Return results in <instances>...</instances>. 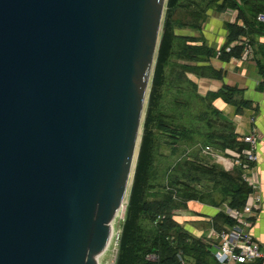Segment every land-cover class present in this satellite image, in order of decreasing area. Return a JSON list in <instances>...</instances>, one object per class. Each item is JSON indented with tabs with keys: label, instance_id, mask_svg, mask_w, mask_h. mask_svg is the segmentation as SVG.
<instances>
[{
	"label": "water",
	"instance_id": "95a60500",
	"mask_svg": "<svg viewBox=\"0 0 264 264\" xmlns=\"http://www.w3.org/2000/svg\"><path fill=\"white\" fill-rule=\"evenodd\" d=\"M166 2L0 0V264L106 253Z\"/></svg>",
	"mask_w": 264,
	"mask_h": 264
},
{
	"label": "trees",
	"instance_id": "16d2710c",
	"mask_svg": "<svg viewBox=\"0 0 264 264\" xmlns=\"http://www.w3.org/2000/svg\"><path fill=\"white\" fill-rule=\"evenodd\" d=\"M236 2V0H191L188 5L184 0H168L167 2V17L155 66L143 142L126 219L120 235L119 252L115 264H219L214 254L215 246L220 243V239L213 237L206 239L205 237L206 241L202 240V237H197L190 231H186L182 224L173 218L171 212L185 209L193 201L210 203L218 207L226 204L232 210L242 211L246 206L249 195L253 192V189L243 178L244 170L242 164L246 162L243 151L248 147L247 143L238 138L232 126L220 121V113L214 106V101L219 97L237 105L233 98L240 92L227 87L217 93L218 95H209L206 98L200 96L198 87L190 80L189 75L193 73L204 74L205 67L199 65L204 63L205 58H210L212 55L218 54V52L210 50L205 44L198 46L197 43L200 41L189 36H181L182 39L188 41L187 45H182L183 47L180 48L182 50L178 52L176 40L179 36L176 34V27L173 25V13L175 11L189 14L192 18L199 14L197 18H193L192 26H196L197 30H201L203 27L201 16L204 13H206L203 15L206 20L210 10L215 9L219 13L228 9L236 10L238 7ZM190 8H193V10ZM257 10L253 8L255 13H257ZM245 25L247 26V24ZM238 27V24L233 27L230 43L240 39L241 30ZM244 50L245 45L243 44L233 48L229 53L226 52V47L222 48L220 53L222 58L226 56L225 59H232L242 57ZM192 52L193 54H190ZM173 59L184 62L193 61L196 64V66L181 65L180 76L179 78L176 77L174 84L180 82V84L182 83L185 86L184 88H178V94L182 97L189 92L188 89L190 88L195 92L194 95L197 101L203 100L205 104L203 106L204 114H201L202 116L199 115L197 120L201 118L211 130L214 127L215 130L207 136V141L209 142L203 147L205 149L209 147L223 156H228L226 154L227 149L235 151L241 154V165L236 166L233 171H227L219 165L211 164L206 156L205 158L202 157V159H205L204 162L201 157L190 161V157L187 156V160H181L178 171L174 172L176 165L171 169L168 168L167 172L163 171L165 172L164 177L166 176V184L165 192L161 198L157 192H151L153 189L151 174L153 170H156L155 148L157 143L155 131L157 127L163 125L160 120L164 117V112L160 111V107L164 98L163 89L167 86L166 72ZM180 99L178 98L175 102L178 105L186 106V101ZM165 128L170 131L171 137L175 138L176 141H181L182 136L188 137L189 134V130L184 125L170 123ZM196 128L197 126L193 129ZM199 152L200 149L196 147L193 153L191 152L190 154H194V157H196ZM186 154L189 155V150ZM200 173L209 182L208 185H204L205 192L199 187L201 184L198 182L201 179L199 177ZM185 174L193 176L194 185L192 182L182 179L181 176ZM154 199L157 202H150ZM162 216H164V220L157 222V219ZM236 224L235 219L231 218L225 211H222L213 219L211 226L220 235L227 231L228 228L236 226ZM206 242L212 244L209 245ZM258 260L253 264H257Z\"/></svg>",
	"mask_w": 264,
	"mask_h": 264
},
{
	"label": "crops",
	"instance_id": "0c3cea01",
	"mask_svg": "<svg viewBox=\"0 0 264 264\" xmlns=\"http://www.w3.org/2000/svg\"><path fill=\"white\" fill-rule=\"evenodd\" d=\"M236 1L238 6L236 10L228 9L221 13L210 10L202 29L189 34V37L200 41L197 43L198 46L205 42L210 50L218 52L210 58H205L204 63L199 65L205 67L204 74L193 73L189 78L196 84L198 93L204 98L218 95L217 93L227 87L240 92L233 98L237 105L219 97L214 101V106L220 113V121L232 126L240 140L250 134H255L258 138L256 178L262 206L252 221L249 233L262 254L257 264H264V23L258 21L259 15L264 14V0ZM253 8L258 9L257 13L253 12ZM235 24L239 25L241 36L238 41L230 43ZM243 44L251 48L249 58H245L243 54L240 58L221 57L222 48L226 47V52L229 53L233 48ZM247 146L249 148L248 144ZM225 158L228 161L233 160L230 155ZM225 158L221 159L226 160ZM226 207H228L226 204L218 207L210 203L191 202L188 208L193 214L179 223L188 222L192 234L207 238L213 232L211 226L213 219L225 211Z\"/></svg>",
	"mask_w": 264,
	"mask_h": 264
},
{
	"label": "rangeland",
	"instance_id": "374dc122",
	"mask_svg": "<svg viewBox=\"0 0 264 264\" xmlns=\"http://www.w3.org/2000/svg\"><path fill=\"white\" fill-rule=\"evenodd\" d=\"M167 2H168V0H167ZM167 2L165 5V10H164L163 19H162L160 38H159V43H158V50L156 53L152 77H151V81H150V85H149V89H148V93H147V97H146V104L144 107L142 126H141L140 135H139L138 146H137V157L135 160L132 177L130 179V186H129L128 195L126 198L125 209H124V211H121L120 214L114 220L115 236H114L113 243L110 247V250L108 252H106L100 258L99 264H115L116 260H117V255L119 252L120 235L122 232V227H123L124 221L126 219L127 208H128L129 199L131 196V191L133 188L134 178H135L138 160H139L140 151H141V146H142V142H143L144 126H145V121L147 118V112L149 110V101H150V97H151V93H152V82H153V77H154V72H155V66L157 63L158 51H159V47H160V43H161L163 31H164V24H165V20L167 17V10H168L167 9ZM184 2L188 5L191 3V0H184ZM190 9L193 10V8H190ZM213 11L216 12L215 9ZM173 14H174L173 15L174 16L173 25L176 27V34L179 36L176 40L177 41L176 42V47H177L176 49H178L177 51L180 52L179 50H182V49H180L183 47L182 45H187V41H188L186 39H182L181 36L186 37V36H189V34L200 31V30L196 29V26H192L194 19L197 18L199 14H197L196 17L193 16L194 19L191 16H189V14L181 13L180 11H179V13H178V11L177 12L175 11ZM205 14L206 13H204L203 15H205ZM203 15L201 16L202 17L201 21L203 22L202 24L204 26L205 25V23H204L205 18ZM205 22H206V20H205ZM201 43L205 44V42L204 43L201 42ZM190 54H193V52ZM194 64H195V62H193V61L192 62H187V61L184 62V61H181L178 59H173V61L167 67V72H166L167 73L166 74L167 86L164 87V89H163L164 98L162 99V105L160 107V111L164 112V117L161 118V120H160V122H162L163 125L161 127H157V129L155 131L156 143H157V146L155 148V168H156V170L155 171L153 170V172L151 174V177H152L151 185H153L152 186L153 189L151 190V192H157V194H159L161 196V198H162V194L165 192V184H166V182H165L166 176L164 177L165 172H163V171L167 172L168 168L171 169L175 165H176V168H175L174 172L178 171L179 170L178 167H179L182 159L187 160L188 157H190V161H192V160H194V158H196L195 160H197L200 157L202 159V157L205 158V156H206L211 164L219 165L220 167H223L227 171H233V169L236 167V166H234L232 168L227 167L228 164H230L229 162H232V161H230V160L228 161L227 158H225L226 156L224 157L226 160L219 159L218 157L219 156L221 157L223 155L214 151L213 149H212V151H206L205 147H203V146H205V144H207L209 142V141H207V136L210 133H213V130H215V127L211 130L210 127L206 124V122L204 120H202L201 118H200V120H197L198 116L201 114H204V111H205L204 107H203L205 105L203 100L197 101L196 96L194 95L195 92L193 91V89H190V88L188 89L189 92H187L186 95H183V97L178 94L179 93L178 88H184L185 87V86H183L182 83L180 84V82L174 84L176 77L179 78V76H180L181 65H194ZM178 95H179V97H178ZM178 98H181L180 100H185L187 105L186 106L178 105L175 102ZM170 123L180 124L182 126L184 125L186 127V129L189 130L188 137L182 136L181 141L180 140L176 141L175 138L171 137L170 131L166 130V128H165V126H167ZM219 123H220V121H219ZM195 126H197V128L193 129ZM216 129H218V128H216ZM191 130H192V137H191ZM196 147H198L200 149V152L197 154L196 157H194V154L192 155L190 153L191 152L193 153V151ZM188 150H189V155L186 154V152ZM227 151L235 152V151H232L230 149H227L226 152ZM235 153H237V152H235ZM202 160L204 162L205 159H202ZM233 164L235 165L234 162H233ZM227 168H229V170ZM186 174L181 176L182 179L187 180L189 182H192V184L194 185L193 176L192 175L187 176ZM197 177H198V175H197ZM199 177L201 178L200 180H198V182L201 183L199 185V187L201 188V190L203 192H205V186L204 185H208L209 182L206 181V178L204 179L203 174L199 175ZM150 202L155 203L157 201H155V199H154V200H151ZM196 202H199L202 204L205 203V202H200V201H196ZM192 214L193 213L188 208V206L185 209H181V210L171 212V215L173 216V218L177 222L184 220L185 217L190 218ZM163 218H164V216L159 217L157 219V222L164 220ZM187 223L188 222L182 224V226L186 231H190L189 225ZM207 238H209V236ZM203 239H204V241H206L204 236H202V240ZM206 243L209 245L212 244V243H208V242H206Z\"/></svg>",
	"mask_w": 264,
	"mask_h": 264
},
{
	"label": "built area",
	"instance_id": "2783aa9c",
	"mask_svg": "<svg viewBox=\"0 0 264 264\" xmlns=\"http://www.w3.org/2000/svg\"><path fill=\"white\" fill-rule=\"evenodd\" d=\"M258 21L264 23V14L259 15ZM243 55L245 58L251 56L250 46H245ZM243 141L249 145V148L243 151L246 157V162L242 164L244 170L243 178L253 189V192L249 196L246 206L242 211L232 210L229 207L225 208V213L236 220V226L227 229V231H224L220 235L213 230L212 235L209 236L210 238L220 239V243L215 246L214 254L219 264H253L262 257L258 244L252 239L249 233L252 221L262 206V198L259 194V183L256 178V163L258 161L256 149L258 138L255 134H250ZM206 151H212V149L208 147ZM226 154L233 158L227 167L232 168L241 165V154L230 151H227ZM224 157L219 156L218 158L221 159ZM229 168L227 169L229 170Z\"/></svg>",
	"mask_w": 264,
	"mask_h": 264
},
{
	"label": "bare ground",
	"instance_id": "6f19581e",
	"mask_svg": "<svg viewBox=\"0 0 264 264\" xmlns=\"http://www.w3.org/2000/svg\"><path fill=\"white\" fill-rule=\"evenodd\" d=\"M134 164H135V162H134ZM133 169H134V166H133ZM132 173H133V170H132ZM131 177H132V175H131ZM125 205H126V201L124 202V204L120 207V209H119L118 212L116 213V215H115V217H114V220H115L116 217L120 214L121 211H124V209H125ZM114 236H115V229L113 228L112 238H111V240H110V242H109V244H108V249H107L106 252H108V251L110 250V247H111V245H112V243H113V240H114ZM99 260H100V259H99Z\"/></svg>",
	"mask_w": 264,
	"mask_h": 264
}]
</instances>
